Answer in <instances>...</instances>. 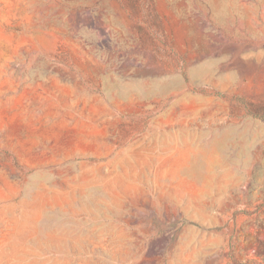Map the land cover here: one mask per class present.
<instances>
[{
  "label": "rangeland",
  "instance_id": "374dc122",
  "mask_svg": "<svg viewBox=\"0 0 264 264\" xmlns=\"http://www.w3.org/2000/svg\"><path fill=\"white\" fill-rule=\"evenodd\" d=\"M0 264H264V0H0Z\"/></svg>",
  "mask_w": 264,
  "mask_h": 264
}]
</instances>
